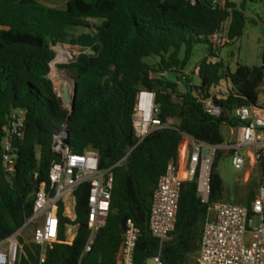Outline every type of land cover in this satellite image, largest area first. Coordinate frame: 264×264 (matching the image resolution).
I'll list each match as a JSON object with an SVG mask.
<instances>
[{"label": "trees", "instance_id": "obj_1", "mask_svg": "<svg viewBox=\"0 0 264 264\" xmlns=\"http://www.w3.org/2000/svg\"><path fill=\"white\" fill-rule=\"evenodd\" d=\"M255 1L224 0L211 10L206 3L192 6L186 0H69L57 10L37 0H0V239L14 234L31 217L34 194L49 183L50 165L57 158L53 136L64 129L63 145L75 154L96 151L100 169L125 160L112 171L109 213L90 251L83 252L90 235L88 186L83 184L73 193V221L64 216L59 203L57 242L46 249L43 264H115L128 220L138 230L134 264H146L157 254L162 264H193L208 208L196 191V177L183 181L174 230L161 244L147 227L152 194L167 164L176 163L184 136L221 146L220 127L240 124L234 109L258 107L264 52L261 66L236 65L230 72L219 56L220 48L209 41L216 29H223L228 42L239 39L245 25L242 6ZM73 28L88 33L72 36ZM64 43L83 50L70 64L60 66L76 85L72 111L48 77L55 58L52 48ZM199 45L207 54L197 65L198 85L193 86L183 70ZM147 58L157 63L149 65ZM140 90L154 92L156 117L164 128L134 147L132 114ZM207 99L220 109L219 116L204 111ZM17 109L26 116L22 136L13 143L16 159L9 173L2 162L1 142L8 117ZM221 156L216 149L208 179L209 204L222 200L223 182L216 172ZM257 173L258 184H264V157L257 159ZM254 198L250 192L244 207L250 209ZM68 226L75 227L71 243L66 242ZM39 252L33 244L24 247L19 264H38Z\"/></svg>", "mask_w": 264, "mask_h": 264}, {"label": "built area", "instance_id": "obj_2", "mask_svg": "<svg viewBox=\"0 0 264 264\" xmlns=\"http://www.w3.org/2000/svg\"><path fill=\"white\" fill-rule=\"evenodd\" d=\"M186 2L192 6L206 3L211 10H216L222 6L224 0H186ZM209 41L214 48H220L224 43H228L223 29H216L210 35ZM159 76L166 77L163 73ZM154 99L155 95L152 91L140 90L136 93L132 114L134 147L153 132L164 128L156 117ZM203 109L210 116L220 115V109L210 99L203 101ZM25 116L26 112L22 109L12 111L4 130L1 155L5 171L9 173L12 172L16 159L13 143L22 136ZM233 117L240 123L237 133L238 143L232 146L226 145L224 149L232 152L231 164L235 170H240L246 164V158L238 154V149L253 148L252 158L255 157L256 161L259 156L264 157V108H236ZM65 137L64 129L53 136L52 150L57 158L50 165L49 183L41 184L34 194L31 217L14 234L0 239V264H19L20 259L25 256L19 238L24 228L29 225H34L31 242L39 247L38 264H43L46 249L57 242L59 203L63 204V213H68L66 200L69 198L73 200V193L83 184L88 186L87 224L90 231L84 253L90 251L97 230L105 226L113 188L112 171L125 158L107 169H100L96 151L72 153L68 146L62 143ZM183 141L191 142L193 150L187 156L184 171L179 169L177 163L171 161L158 178L147 221L149 233L160 244L169 238L175 227L182 183L184 180L191 181L196 177V191L200 201L208 205L202 226L197 264H264V184H258L250 209L223 200L209 204L210 165L215 150L220 146H207L188 136H184ZM64 216L66 217V214ZM137 237V228L128 220L124 226L115 264H134ZM146 264H162L159 254L151 257Z\"/></svg>", "mask_w": 264, "mask_h": 264}, {"label": "rangeland", "instance_id": "obj_3", "mask_svg": "<svg viewBox=\"0 0 264 264\" xmlns=\"http://www.w3.org/2000/svg\"><path fill=\"white\" fill-rule=\"evenodd\" d=\"M69 0H37V2L44 7L63 10ZM242 12L245 16V25L242 36L234 42H228L227 45H221L219 50V56L224 61L225 65L229 68L230 72H233L236 65L246 67H258L262 65V52H264V0H257L255 2H247L242 6ZM92 25L95 22L89 20ZM88 33L84 28H73L70 31L72 36H79ZM55 52V58L50 64L49 79L53 84L56 95L63 100L64 93L70 97L73 87V77L65 69L60 66L70 64L83 50L78 46H71L68 43L58 44L52 48ZM207 54V48L199 45L194 47L192 57L183 70V73L188 75V79L193 86L198 85V78L195 74V70L200 60ZM182 57V54L180 55ZM145 62L149 65H155L157 59L147 58ZM65 89V90H64ZM178 91L182 93L184 91L183 84L178 85ZM63 103V102H62ZM66 108L68 105L63 104ZM231 129L226 125L220 127V132L223 136V141L227 145H237V130H233V134L230 133ZM189 151L193 150L191 142H187ZM222 156L217 163L216 172L221 177L223 182V194L222 200L225 202H231L236 205L245 206L244 201L248 194L252 192L254 197L256 195L257 184L259 183L257 173V161L254 157V162L248 157V153L253 154L254 149L251 147H244L238 149V154L245 157L246 164L240 170H235L231 164L232 152L219 147ZM213 158L211 161V165ZM210 165V169H211ZM67 208H69V216L74 219L73 200L69 198L66 200ZM34 225H29L21 232L20 243L23 247L32 244L31 236ZM75 231L73 226H68L66 236L69 238ZM192 263H197V256L193 258Z\"/></svg>", "mask_w": 264, "mask_h": 264}, {"label": "crops", "instance_id": "obj_4", "mask_svg": "<svg viewBox=\"0 0 264 264\" xmlns=\"http://www.w3.org/2000/svg\"><path fill=\"white\" fill-rule=\"evenodd\" d=\"M262 104H264V88H262L261 92H260V95H259V98H258V107H262ZM228 127V126H227ZM230 128V127H228ZM231 131L230 133L233 134V130L236 129L237 130V133H238V127L237 128H230ZM221 133V132H220ZM222 135V134H221ZM223 138V136H222ZM187 142L189 141H183L182 144L180 145L179 149H178V154H177V161L176 163L178 164V167L181 171H184L186 165H187V156L188 154L190 153L189 151V146L187 144ZM192 144V143H191ZM227 144H225V142L223 141V144L220 146V147H225ZM193 146V144H192ZM229 146H232V145H229ZM248 157L251 158V161L254 162V159L252 158V153L249 152L248 153ZM248 157L246 159H248ZM69 200V199H67ZM68 205V204H67ZM69 209V208H68ZM70 211V210H69ZM64 214H66V217H68L70 219V221H73L74 219H72L70 216H69V212H65ZM75 228V227H74ZM67 231V229H66ZM74 235H75V231L74 233L68 238L66 236V242L67 243H71V241L73 240L74 238Z\"/></svg>", "mask_w": 264, "mask_h": 264}, {"label": "water", "instance_id": "obj_5", "mask_svg": "<svg viewBox=\"0 0 264 264\" xmlns=\"http://www.w3.org/2000/svg\"><path fill=\"white\" fill-rule=\"evenodd\" d=\"M88 54L89 55H94V52L93 51H88ZM75 99H76V85L73 82V87H72V92H71L70 97L65 92L62 102H63V104L68 105L70 111H72L74 103H75Z\"/></svg>", "mask_w": 264, "mask_h": 264}]
</instances>
